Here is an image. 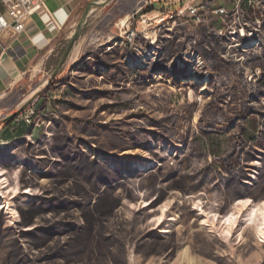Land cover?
<instances>
[{"label":"rangeland","instance_id":"rangeland-1","mask_svg":"<svg viewBox=\"0 0 264 264\" xmlns=\"http://www.w3.org/2000/svg\"><path fill=\"white\" fill-rule=\"evenodd\" d=\"M158 2L79 0L0 101V264H264V0L145 39Z\"/></svg>","mask_w":264,"mask_h":264},{"label":"crops","instance_id":"crops-1","mask_svg":"<svg viewBox=\"0 0 264 264\" xmlns=\"http://www.w3.org/2000/svg\"><path fill=\"white\" fill-rule=\"evenodd\" d=\"M182 1L163 0L153 9L176 7ZM78 3L79 0H46V13L33 12L23 32L0 33V101L21 89L26 79L35 82L37 72L52 64L50 61L59 54L65 41L75 34V29H68L73 26L71 14ZM247 7L244 3V8L251 11Z\"/></svg>","mask_w":264,"mask_h":264},{"label":"built area","instance_id":"built-area-1","mask_svg":"<svg viewBox=\"0 0 264 264\" xmlns=\"http://www.w3.org/2000/svg\"><path fill=\"white\" fill-rule=\"evenodd\" d=\"M46 0H0L3 10H0V33L10 31L13 34H19L25 30L27 18L35 11L46 13L45 8ZM260 3V0H249L248 8H255ZM241 0H234L233 8L228 11L225 8L219 7L209 11L205 0H183L180 5L171 8H161L151 10V12L141 13L139 15L138 23L143 27L144 38H150L148 34L149 29L153 23L159 27L163 26V19H170L173 23L177 20H191L195 24L203 21L207 14L218 15L221 18L230 15L235 24L239 27L238 31L243 32L247 23L245 22L243 13L241 11ZM153 13V16H148ZM140 33L137 29L131 27L129 23L125 25L124 35L126 36L127 43L133 44L139 37ZM153 41V39H152ZM34 114L32 106H28L23 110L20 117L16 121H23L31 123Z\"/></svg>","mask_w":264,"mask_h":264},{"label":"trees","instance_id":"trees-1","mask_svg":"<svg viewBox=\"0 0 264 264\" xmlns=\"http://www.w3.org/2000/svg\"><path fill=\"white\" fill-rule=\"evenodd\" d=\"M18 101V99H16L15 101H13V103H11V107L14 106V104ZM15 117L12 119L14 120ZM231 159H233V150H231L224 158L223 160L231 167L232 166V161ZM234 160L238 161V158H234ZM229 171V170H227Z\"/></svg>","mask_w":264,"mask_h":264},{"label":"bare ground","instance_id":"bare-ground-1","mask_svg":"<svg viewBox=\"0 0 264 264\" xmlns=\"http://www.w3.org/2000/svg\"><path fill=\"white\" fill-rule=\"evenodd\" d=\"M245 0H241V4L244 3ZM248 3H249V0H248ZM170 21V19H163V26L167 25V23ZM240 32V31H239ZM147 39V38H145ZM153 42V41H152Z\"/></svg>","mask_w":264,"mask_h":264},{"label":"water","instance_id":"water-1","mask_svg":"<svg viewBox=\"0 0 264 264\" xmlns=\"http://www.w3.org/2000/svg\"><path fill=\"white\" fill-rule=\"evenodd\" d=\"M17 114H18V110L15 111V112H13V113L11 114V116L9 117V119L14 118Z\"/></svg>","mask_w":264,"mask_h":264}]
</instances>
